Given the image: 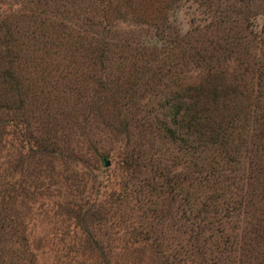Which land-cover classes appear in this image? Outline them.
<instances>
[{"label": "rangeland", "instance_id": "rangeland-1", "mask_svg": "<svg viewBox=\"0 0 264 264\" xmlns=\"http://www.w3.org/2000/svg\"><path fill=\"white\" fill-rule=\"evenodd\" d=\"M32 1L0 0V12L17 17L27 16L33 8ZM231 3L233 1L222 4L221 9H227ZM82 7L78 6L75 10L61 8L60 14H57V7L49 0L46 5L39 6V11L54 12L48 16L54 21H63L67 17L72 21L71 30L82 33L86 29ZM236 8H240L238 18L242 21L224 23L206 7L184 2L177 14H173L170 23L180 35L191 34L187 41L192 47L199 46L198 39L205 42L210 38L216 43L217 36H227L229 30H242L245 35L252 33L257 41L255 47L264 51V0H252V5L247 8L239 5ZM89 9L86 8V11ZM114 25L116 27L108 33L113 38L106 39L108 61L102 68L96 65V70L91 72V49L87 51L84 41L74 45L64 37L52 39L54 46L52 43L47 45L37 55L42 58L40 66L48 74L46 82H40L39 67L27 69L34 72L31 81L41 89L45 87V96L49 94L47 108L37 106L30 111L32 122L27 133L37 140L54 142L58 153L36 155L35 159L26 162L24 157H19V153H23L21 138L11 128H6L9 135L3 134L0 139V175L8 181L11 178V182L23 190H19L18 200L8 204L3 215L19 218L13 223H21L27 250L34 256L36 264H70L71 260L72 264H102V258L108 264H164L167 256L190 248V232L185 233L189 231L188 223L184 222L188 211L186 214L183 211L180 193L189 192L194 196L192 179L197 175L194 164L199 161L194 151L184 152L181 144L161 140L157 132V127L163 122L169 124V113L164 105L172 97L175 86L168 88L160 83L153 87L154 92L147 91V88L145 91V80L151 73L140 79L145 67L156 68L157 63L149 61L151 54L170 46L167 42H159L149 26ZM92 47L98 54L100 44H93ZM257 49L252 51V56L255 54L260 58ZM220 65L236 78L237 91L232 93L223 90L222 86H219L221 90L213 89V85H204L202 94L208 101L216 98L217 113L223 116L222 123L217 122L211 134L214 135L220 127V135L228 134L230 142L242 149L236 164L220 162L215 167L229 184L228 191L234 194L241 187L240 181L244 182L248 175V158L243 148L246 144L243 142H252L255 135L264 132L260 119L264 116V97H260L261 88L255 76L246 74L243 77L232 61H223ZM182 70L183 89L192 92L193 88H199L203 71L193 64ZM138 89L141 90V99L136 100ZM223 103L228 105L224 108ZM242 104L249 113L239 111ZM23 132L26 135V131ZM206 137L209 138V134L206 133ZM189 139L194 140L192 137ZM210 147L204 154L214 157L213 149L209 152ZM230 147L233 150V146ZM215 159L212 162H219L221 155ZM155 162L159 163L169 180L186 176L191 184H185L184 191H176L172 203L165 196L158 198L150 192L143 195L139 192L145 183L158 181L155 171L151 170ZM106 163H109L108 167ZM243 168L246 169L244 174L235 170ZM158 182L166 184L165 180ZM152 207L161 211V217L158 213L156 218L153 217L149 212ZM100 217H103L102 221ZM152 222L156 223V234L165 245L170 246L165 249L167 254L162 259L146 244L136 249L135 242L139 240L132 230H140V225ZM226 232L230 234L228 229ZM91 239L99 242L101 253L91 250ZM18 250L16 244L7 238L0 255L7 264L14 260ZM189 254L190 260L187 261L177 255L181 264H194ZM168 259L169 264L171 256Z\"/></svg>", "mask_w": 264, "mask_h": 264}, {"label": "trees", "instance_id": "trees-1", "mask_svg": "<svg viewBox=\"0 0 264 264\" xmlns=\"http://www.w3.org/2000/svg\"><path fill=\"white\" fill-rule=\"evenodd\" d=\"M47 1L49 0H33V8L29 10L27 16L17 17L0 12V139L3 134L9 135L5 130L11 128L13 133L21 138L22 147L20 148L23 153H19V157H24L26 162L35 159L36 155L58 153L54 142L37 140L27 133L32 122L30 114L32 108L37 106L47 108L49 102V94L44 95L45 87L41 89L36 82H32L31 75L34 72L28 70V73L27 69L39 67L37 73L42 78L40 82L47 81L46 69L40 66L42 58L37 55L47 45L51 46L52 39L66 37L74 45L84 41L87 51L91 49L89 60L93 65L91 72H94L96 70L94 66L102 68V65L108 61L105 53L108 45L106 39L110 40L112 37H109L108 33L111 28L116 27L114 23L149 26L155 31L157 40L167 42L170 48L151 54L149 61L157 65L154 70L145 67L140 75V79L143 80L146 74L151 73L145 80L143 90L146 91L147 88V91L154 92L153 87L160 83L168 88L175 86L172 97L164 105L169 113V124L163 122L160 127H157L159 138L181 144L184 152L194 151V156L199 161L194 164L197 174L192 179L194 196L189 192L180 193L183 211L185 210V214L186 210L188 211L184 222L188 223L189 231L186 230L185 233L190 232V248L167 256L163 263L168 264V258L171 256L169 264H181L178 256H182L187 261L190 260L189 253H191L194 264H264V132L255 135L252 142L247 140L243 142L246 144V147H242L248 158V175L244 182L240 181L239 191L234 194L229 192V184L222 179V174L215 170V167L220 162L236 164L242 149L230 142L228 134L220 135V127L214 135L211 134L216 123L220 121L222 123L223 116L217 113L216 98L213 97V101L212 99L208 101V98L202 94L204 85H213V89L222 86L225 88L223 90H230L232 93L237 91L236 78L220 65L223 61H232L242 72L243 77L246 74L256 77L257 84L261 88L260 97H264V51L255 47L254 43L257 41L252 33L245 35L242 30H229L226 33L227 36H217L216 43L210 38L205 42L198 39L199 46L192 47L187 41L191 34L180 35L170 23L182 3L194 2L206 7L209 12L217 14L221 22L235 24L242 21L238 18L241 14L240 8L236 6L247 8L252 5V0H73L72 2L51 0L52 5L57 7V14H60L61 8L70 7L75 10L78 6H84L81 9L84 15L83 25L86 29L82 33L71 30L72 21L67 17L63 21L59 19L54 21L48 17L54 12L39 11V6L46 5ZM229 1H233L235 6L231 3L226 7L227 9H221L222 4ZM88 7L91 9L86 11ZM243 22L246 24V20L243 19ZM53 36L54 38H51ZM93 44H100L98 54L92 47ZM127 44L125 42V45ZM52 46H54L53 43ZM256 49L260 58H257L255 54L252 56V51ZM188 64H193L203 71L200 87L193 88L192 92L182 87L184 81L182 68ZM222 88L219 89L222 90ZM128 90L129 88L127 92ZM137 91L136 100L141 99V90ZM226 105L228 104L223 103L222 106L225 108ZM239 111L249 113L243 104ZM244 116L247 115L244 114ZM237 119H239L238 116ZM260 119L264 125V116ZM229 129L232 130L233 126ZM23 131H26V135ZM206 133L209 134V138L206 137ZM190 137L194 140H190ZM208 146H211L209 152L213 149L214 157L208 156L209 153L204 154L208 152ZM230 146H233V150ZM0 147H2L1 144ZM232 154L235 155L231 157ZM220 155L219 162H212ZM154 164L151 170L155 171V178H158V181L165 180L166 184H159L157 180L149 181L139 192H142L141 195L150 192L158 198L165 196L172 203L175 200L176 191H184L183 186L190 184L188 177L184 176L171 181L167 175H164L159 163ZM235 170L244 174L246 169ZM11 181V178L8 181L6 177L0 175V250L3 249L8 238L19 250L18 256L17 254L16 257L13 256L14 260L7 264H36L34 256L27 250L21 223H13L19 218L3 215L7 205L18 200L19 190L23 191L20 186ZM150 209L149 212L153 217L156 218L157 213L161 217L160 210L156 207ZM102 220L103 217H100V221ZM155 225L154 222L150 225L142 224L139 226L140 230H132V234L139 240L135 242L138 246L136 249L139 245L146 244L155 250L159 259H162L167 254L165 249L170 246L165 245L156 234ZM224 225L227 226L226 229ZM227 229L230 234L226 232ZM90 242H92L90 245L92 251L102 252L98 241L91 239ZM75 251L78 253V250ZM21 257L24 259H20ZM71 261L70 264L73 262ZM101 262L108 264L103 258ZM0 264H6L1 255Z\"/></svg>", "mask_w": 264, "mask_h": 264}, {"label": "water", "instance_id": "water-1", "mask_svg": "<svg viewBox=\"0 0 264 264\" xmlns=\"http://www.w3.org/2000/svg\"><path fill=\"white\" fill-rule=\"evenodd\" d=\"M106 166L108 167L109 166V163H106Z\"/></svg>", "mask_w": 264, "mask_h": 264}]
</instances>
